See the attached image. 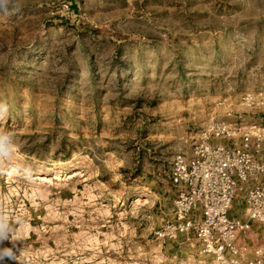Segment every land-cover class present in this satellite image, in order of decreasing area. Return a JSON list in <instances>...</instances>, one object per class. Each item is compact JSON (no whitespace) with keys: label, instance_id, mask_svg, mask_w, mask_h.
Instances as JSON below:
<instances>
[{"label":"rangeland","instance_id":"obj_1","mask_svg":"<svg viewBox=\"0 0 264 264\" xmlns=\"http://www.w3.org/2000/svg\"><path fill=\"white\" fill-rule=\"evenodd\" d=\"M18 2L0 11L6 264H217L192 234L154 232L173 156L264 116V0Z\"/></svg>","mask_w":264,"mask_h":264},{"label":"built area","instance_id":"obj_2","mask_svg":"<svg viewBox=\"0 0 264 264\" xmlns=\"http://www.w3.org/2000/svg\"><path fill=\"white\" fill-rule=\"evenodd\" d=\"M216 135L234 134L219 126ZM167 178L174 188L173 218L154 232L162 242L192 234L200 253L217 264H264V246L246 239L264 226V116L250 121L232 145L200 144L173 156ZM242 194V216L231 214Z\"/></svg>","mask_w":264,"mask_h":264},{"label":"clouds","instance_id":"obj_3","mask_svg":"<svg viewBox=\"0 0 264 264\" xmlns=\"http://www.w3.org/2000/svg\"><path fill=\"white\" fill-rule=\"evenodd\" d=\"M17 10L19 8L18 0H0V11L7 12L9 9ZM7 107L0 105V115L5 114ZM16 149L14 138L6 132H0V175H7L9 172L8 165L11 163L13 151ZM21 171H25L21 169ZM28 176H31V170H26ZM15 230L9 222L0 216V264H6V261H14L16 259V240L19 239L18 235H10ZM8 241L12 247L4 246V241Z\"/></svg>","mask_w":264,"mask_h":264},{"label":"crops","instance_id":"obj_4","mask_svg":"<svg viewBox=\"0 0 264 264\" xmlns=\"http://www.w3.org/2000/svg\"><path fill=\"white\" fill-rule=\"evenodd\" d=\"M239 206L242 208V212L234 213L231 211L232 215L235 216H242L243 213V200L241 199ZM247 244L249 247L253 246H264V226L261 225H254L253 230L250 232L248 238L246 239Z\"/></svg>","mask_w":264,"mask_h":264},{"label":"bare ground","instance_id":"obj_5","mask_svg":"<svg viewBox=\"0 0 264 264\" xmlns=\"http://www.w3.org/2000/svg\"><path fill=\"white\" fill-rule=\"evenodd\" d=\"M12 171H16L15 167H12V168H11V172H12ZM38 174H40V173H38ZM38 178H41V176H38L37 179H38ZM138 198H139V199H137V200H141L140 197H138Z\"/></svg>","mask_w":264,"mask_h":264}]
</instances>
